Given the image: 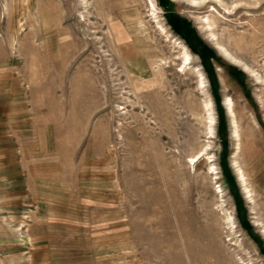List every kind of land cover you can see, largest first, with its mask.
Returning a JSON list of instances; mask_svg holds the SVG:
<instances>
[{
    "label": "rangeland",
    "instance_id": "374dc122",
    "mask_svg": "<svg viewBox=\"0 0 264 264\" xmlns=\"http://www.w3.org/2000/svg\"><path fill=\"white\" fill-rule=\"evenodd\" d=\"M168 1L0 0V264H264V0Z\"/></svg>",
    "mask_w": 264,
    "mask_h": 264
},
{
    "label": "bare ground",
    "instance_id": "6f19581e",
    "mask_svg": "<svg viewBox=\"0 0 264 264\" xmlns=\"http://www.w3.org/2000/svg\"><path fill=\"white\" fill-rule=\"evenodd\" d=\"M193 2L196 3L197 1H196V0H193ZM153 6H154V5H153ZM220 48L223 50V53H224L225 55H227L232 61L237 62V63H242V62H243L241 59L237 58V57L234 56L232 53H230L227 49H225L224 46L220 45ZM185 63H187V64L190 63V56L188 55L187 52H185ZM245 66L247 67V65H245ZM226 103H227L229 109H230L231 112H232L233 122H234V133H235V135H236L237 137H239L238 126H237V122H236V120H235V112H234V102H233V99L228 98ZM210 111H211V109H210ZM209 134H211L210 137L213 136V130H212V127L210 128V132H209ZM203 154H204V151L201 152L199 155H196V156L192 157V161L197 162ZM237 165H238V164H237ZM238 170H239V173H240V177H241V179H242V182H243V184H244V187H245V189H246V192H247L248 195L253 199V197L251 196V190H250V188H249L248 185H247V181H246V178H245V175H244L243 170H242L240 167H238Z\"/></svg>",
    "mask_w": 264,
    "mask_h": 264
},
{
    "label": "trees",
    "instance_id": "16d2710c",
    "mask_svg": "<svg viewBox=\"0 0 264 264\" xmlns=\"http://www.w3.org/2000/svg\"><path fill=\"white\" fill-rule=\"evenodd\" d=\"M165 8H169V4H170V2L168 1V0H162V3H161ZM169 10V9H168ZM223 167H224V169H225V171L226 172H228V170H227V167H226V165L225 164H223Z\"/></svg>",
    "mask_w": 264,
    "mask_h": 264
}]
</instances>
